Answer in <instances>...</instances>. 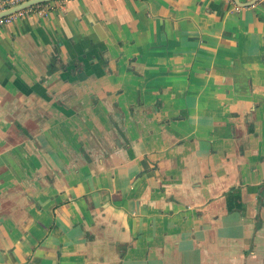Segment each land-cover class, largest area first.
Wrapping results in <instances>:
<instances>
[{
    "label": "crops",
    "instance_id": "1",
    "mask_svg": "<svg viewBox=\"0 0 264 264\" xmlns=\"http://www.w3.org/2000/svg\"><path fill=\"white\" fill-rule=\"evenodd\" d=\"M252 1L53 0L0 24V264H264Z\"/></svg>",
    "mask_w": 264,
    "mask_h": 264
},
{
    "label": "rangeland",
    "instance_id": "2",
    "mask_svg": "<svg viewBox=\"0 0 264 264\" xmlns=\"http://www.w3.org/2000/svg\"><path fill=\"white\" fill-rule=\"evenodd\" d=\"M111 123L113 124V128L115 129V132L117 133V130L116 129H120L122 125H119L118 122L121 121V119H116V118H112L111 120ZM84 124L86 125V129H85V133L84 135L82 136L84 138V150L82 151L83 155L86 154V157L90 158L89 157V154L92 156V148L93 146H95V141L96 140V137H97V134H96V131L94 130L93 128V125L91 123V121L89 120H85L84 121ZM103 138V139H102ZM118 138V135H114V134H111L108 136V143H115L116 139ZM100 142L103 144L104 142H107L105 141V138H104V135L101 137L100 136ZM103 150V149H102ZM102 150L99 151V153L101 154L102 156V153H105V152H102ZM70 155V154H69ZM70 157V156H69ZM263 197V196H262ZM262 197H257V199H260L262 200ZM246 212V211H245Z\"/></svg>",
    "mask_w": 264,
    "mask_h": 264
},
{
    "label": "built area",
    "instance_id": "3",
    "mask_svg": "<svg viewBox=\"0 0 264 264\" xmlns=\"http://www.w3.org/2000/svg\"><path fill=\"white\" fill-rule=\"evenodd\" d=\"M26 1H29V0H0V12L8 10ZM39 9H40V6L35 5V6L28 7L26 9H23V10L17 11L16 13L0 18V24L12 23L20 17L40 11Z\"/></svg>",
    "mask_w": 264,
    "mask_h": 264
},
{
    "label": "water",
    "instance_id": "4",
    "mask_svg": "<svg viewBox=\"0 0 264 264\" xmlns=\"http://www.w3.org/2000/svg\"><path fill=\"white\" fill-rule=\"evenodd\" d=\"M53 0H29V1H26L24 3H21L15 7H12L8 10H5V11H1L0 12V18H3V17H6L8 15H11L13 13H16L17 11H20V10H23V9H26L28 7H31V6H35V5H40V4H43V3H48V2H51ZM256 0H253L252 2L250 3H247V4H244L243 6H250L252 5ZM240 4V3H239ZM242 5V4H240Z\"/></svg>",
    "mask_w": 264,
    "mask_h": 264
}]
</instances>
